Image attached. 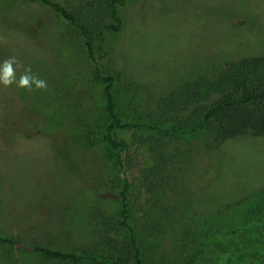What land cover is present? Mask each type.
Returning a JSON list of instances; mask_svg holds the SVG:
<instances>
[{
  "label": "rangeland",
  "instance_id": "374dc122",
  "mask_svg": "<svg viewBox=\"0 0 264 264\" xmlns=\"http://www.w3.org/2000/svg\"><path fill=\"white\" fill-rule=\"evenodd\" d=\"M52 1L69 10L91 2ZM119 15L121 30L106 34L100 64L115 80L124 124H137L182 84L206 87L228 63L264 54V0H128ZM12 56L17 77L31 67L47 90L0 85V235L71 251L92 239L96 209L111 217L119 209L113 152L86 136L104 129L102 88L66 24L39 4L0 0V62ZM216 98L205 92L202 104ZM171 126L161 127L157 151L130 131L117 133L139 169L150 171L160 156L168 163L164 202L175 210L163 256L197 248L203 253L193 264H264V226L238 229L250 210L264 211V139L218 151L206 130L175 133ZM0 264L59 263L0 245Z\"/></svg>",
  "mask_w": 264,
  "mask_h": 264
},
{
  "label": "trees",
  "instance_id": "16d2710c",
  "mask_svg": "<svg viewBox=\"0 0 264 264\" xmlns=\"http://www.w3.org/2000/svg\"><path fill=\"white\" fill-rule=\"evenodd\" d=\"M26 1L45 7L62 20L91 62V78L102 88L106 123L101 133L89 129L86 136L100 138L113 152L116 177L121 186L119 209L116 217L96 209L92 214V239L71 251L1 235L0 245L29 251L59 264H193L202 250L177 249L168 257L161 251L175 210L164 202V187L169 184L166 178L168 163L160 156L150 171L143 169L142 165L139 169L137 160L117 133L130 131L140 146L155 151L159 149L157 143L164 134L161 127L167 124L172 125L170 130L175 133L206 130L212 135L218 151L228 143L264 139V54L245 56L228 63L224 72L206 87L199 81L182 84L162 98L154 111L139 117L137 124H124L117 114L113 93L115 80L103 72L100 64L103 55L100 53L104 51L106 34L121 30L119 9L128 0H91L87 9L77 4L70 10L52 0ZM96 40H99L98 46ZM205 92L216 95L213 103L202 104ZM189 108L188 116L181 118L180 113ZM142 128L154 134L137 136L135 130ZM258 212L250 210L245 226L238 229L264 226V216H260L264 211L258 209Z\"/></svg>",
  "mask_w": 264,
  "mask_h": 264
},
{
  "label": "clouds",
  "instance_id": "9594fccd",
  "mask_svg": "<svg viewBox=\"0 0 264 264\" xmlns=\"http://www.w3.org/2000/svg\"><path fill=\"white\" fill-rule=\"evenodd\" d=\"M18 65L19 61L14 56L0 62V85L4 88L15 85L19 89H27L28 91L47 90V81L34 74L31 67L24 68L17 77Z\"/></svg>",
  "mask_w": 264,
  "mask_h": 264
}]
</instances>
